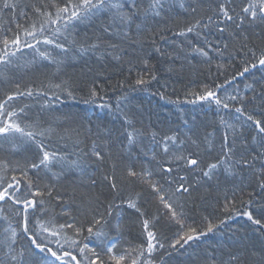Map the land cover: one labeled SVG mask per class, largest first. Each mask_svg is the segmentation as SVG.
<instances>
[{
  "label": "snow or ice",
  "instance_id": "obj_1",
  "mask_svg": "<svg viewBox=\"0 0 264 264\" xmlns=\"http://www.w3.org/2000/svg\"><path fill=\"white\" fill-rule=\"evenodd\" d=\"M29 7L32 16L28 14ZM180 7L196 13L201 5L181 3ZM209 7L211 15L207 16V23L201 16L173 34L187 37L195 33L199 38L201 31L210 27L221 34L228 33L223 47L213 49L216 56L222 59L227 56L226 63L216 62L210 56L211 44L206 36L202 45H194L190 40L187 43L190 53L207 64L208 75L197 87L184 89L185 97H192L185 102L214 103L217 113L225 110L232 114V122L220 118L223 134L219 139L215 136V122L213 131L203 136L191 128L186 132L178 128H138L136 117L122 107L126 93L117 97L115 105L123 121V131L117 134L111 129L93 132L75 116L56 114L58 109L52 107L51 102L61 96L72 100L79 96L86 104L104 100L105 85L102 72L93 73L91 69L82 73L80 79L64 78L63 61L41 45L58 50V56L92 53L98 63L110 59L122 66L127 64L129 74L136 71L137 78L128 84L126 77L120 82L122 89L125 86L147 89L157 80V63L162 61L168 62V72H174L173 65L184 49L169 52L155 46L156 40L151 39L157 63L151 62L150 55H142L138 60L143 65L140 71L135 61H124L122 47L123 42L130 41L142 48L154 35L166 40L161 33L170 31L169 27L158 28L155 33L148 28V35H144L149 21L165 13L164 0H41L23 7L17 0H0V12H18L9 27L0 31V144L11 146L14 155L27 154L21 160H0V208L7 204L10 213L0 217L7 223L0 238L3 253L0 264H166L165 256L170 257L191 242L226 228L227 221L235 216L246 218L253 232L264 240V75L254 83L245 82L243 90L238 82V78L254 75L253 70L264 73V0H217ZM21 18L31 22L21 24ZM96 21L100 24L92 35L80 37L75 32L78 25H93ZM12 22L15 30L11 28ZM133 25L136 38L131 35ZM112 37H118L120 43L113 42ZM24 49L33 54L30 64H35L37 58L55 64L54 77L58 82L50 79L46 86L38 87L16 79L18 54ZM213 63L215 73L211 70ZM221 76L223 83L216 82ZM234 82L233 93L222 97L219 92H227L225 86L232 87ZM49 92L52 95L47 99ZM160 97L165 99V93L161 92ZM30 98L44 99L34 115L29 104H17ZM100 107L111 110L112 106L105 102ZM145 136L151 138L152 146L148 149L143 148ZM69 144L71 152L67 150ZM138 145L145 157L139 167L132 162L130 153ZM97 172L107 195L95 193ZM244 172L248 174L247 180L235 183ZM221 174L225 184L222 186L218 180L213 184ZM83 177H87V183ZM63 181L69 185L62 192L59 186ZM85 188L92 192L81 191ZM200 188L208 194L215 192L216 214H192L193 193ZM249 188L251 191H247ZM204 199L202 196L201 200ZM77 200L76 211L83 219L71 214L70 204ZM122 205L134 210L136 224L142 229L140 243H129L123 248L120 236L124 234V226L120 223L121 212L117 211ZM57 207L68 217L64 223L56 222ZM149 207L153 208L151 214ZM105 229L118 235L109 239ZM85 231L87 236L83 235ZM93 236L98 243L85 242ZM20 240L26 243L17 252ZM236 243L237 253L227 260L210 257L203 264H264V242L257 248L244 236Z\"/></svg>",
  "mask_w": 264,
  "mask_h": 264
},
{
  "label": "trees",
  "instance_id": "obj_2",
  "mask_svg": "<svg viewBox=\"0 0 264 264\" xmlns=\"http://www.w3.org/2000/svg\"><path fill=\"white\" fill-rule=\"evenodd\" d=\"M41 0H17L20 7L24 5L31 6L32 4L40 3ZM146 2V0H145ZM165 3V13H162L160 17L152 18L148 25L145 26L144 35L147 36V29L150 28L153 33L156 32L158 28L169 27L171 30L161 33L166 37V40H160V35H154L150 37L142 46L134 45L130 41H125L122 44L124 51V61L133 60L136 62V69L143 71V65L138 62L139 57L142 55H150L152 63H157V54L154 53V46L151 43V39L156 40V45L162 49L169 52H176L180 49H184L181 52L180 58L176 60L173 67L176 69L174 72H168L167 61H162L157 63V80L152 81L145 89L144 86H135L133 89H129L125 86L123 89L120 87V82L128 78V84H133L134 80L137 78L136 71L129 74L127 69V64L123 66L115 61L108 60L104 63H98L96 55L92 53L79 56L77 54L69 53L66 57L62 55H56L58 50H53L51 46L41 45V48L48 47L50 51L57 60H62V70L64 78L68 76L73 77V79H80L82 73H88L89 69L94 72H102V82L105 85L104 100L97 99L94 103H84L83 99L77 97V99L72 100L64 96H61L60 100L52 101V107L58 109L56 114L66 113L75 116L77 121L83 124L86 128H91L93 132L97 129L105 130L111 129L114 134L119 131H123L122 124L123 121L120 118L119 113L115 109L117 103V97L126 93L127 99L123 102L122 107H124L125 112L136 117V127L149 128H178L181 132H186L187 129L191 128L192 131L199 136H203L205 132L213 131L212 122H215L216 130L215 136L217 139L222 137L223 129L219 125V120L223 117L226 121L232 122V114L221 110L217 113L215 104L209 105L207 102H196L195 104L186 103V99H192V97H185L184 89L186 87H197L201 81L206 80L208 71L207 64L202 62V58L195 56L190 53L187 43L192 41L194 45H202L203 37H207L211 44L208 49L210 56L215 58L216 62H227V56L223 59L216 56L215 47H223L225 41L229 39L228 33L225 32L221 34L216 28L204 29L201 31V36L198 38L195 33L188 34L187 37H177L173 33L179 28L186 27L188 24L193 23L195 19L201 18L203 16V22L207 23V16L211 15V9L209 5L214 6L217 0H164ZM183 3L187 5H194L200 3L201 8L198 9L196 13H192L189 8L187 11L180 7ZM29 16H32L31 7L27 9ZM18 15L9 10H4L0 12V31L7 29L9 27V22L13 21L14 16ZM31 21H26L23 18L19 20L21 24H27ZM100 21H96L93 25L80 24L75 29L80 37L87 35H92L96 30ZM11 28L15 30V22L11 23ZM131 35L136 38L135 25L132 26ZM259 29H257L258 31ZM113 42L120 43L118 37L111 38ZM2 47V46H0ZM17 68L14 70L15 78L22 81L24 84H33L35 86H46L49 80L52 79L54 82H58V79L54 77L56 72V65L50 64L49 61H41L37 58L35 64H30L29 62L33 59V54L30 50L24 49L22 54H18ZM239 59V57L237 58ZM212 72L217 71L215 63L212 65ZM254 75H246L245 78H238L239 87L243 90L244 83H254L256 80L264 75L258 69L253 70ZM234 74V73H233ZM224 77L221 76L216 82L223 83ZM227 92L221 90L219 94L222 97H227L229 93H233L236 88V82L233 83L232 87L225 86ZM175 89V91H173ZM2 90V87H0ZM165 93V99H161L160 93ZM52 93L49 92V97L51 98ZM251 95V92L248 93ZM179 100V103L174 101ZM107 102L110 104L111 110L108 108L100 107L101 104ZM26 103L32 107V114L34 115L40 109V105L44 103L43 98H30L17 101V104ZM45 118H47L45 116ZM75 126V125H73ZM143 139V148L148 149L152 146L151 138L145 136ZM126 143V140L124 141ZM54 147H59V145H54ZM69 152L72 151L71 144L68 145ZM117 149L114 147L113 149ZM132 162L139 167L145 157L141 152V147L138 145L130 149ZM27 155L21 152L20 155H14L11 146L6 144H0V160H21ZM139 157V158H138ZM183 174V173H181ZM11 175V173H9ZM247 172L241 173L237 176L235 183H240L242 180H247ZM43 176V174H42ZM100 173L97 172V187L95 193L103 192L104 195L108 194V190L103 188L99 183ZM46 179V178H45ZM82 180L87 183V177H83ZM219 181L223 186L225 184L223 174L219 175L212 182ZM69 182L63 181L62 185L59 186L60 191H65L68 188ZM229 190L231 189L232 182L227 183ZM70 190V188L68 189ZM92 192L91 189H81V191ZM139 191V188L136 189ZM251 191V188L247 189ZM127 195V193H125ZM205 197L202 201L201 197ZM194 203H192V214L193 215H214L218 209L214 208L215 192L211 194L205 193L204 188L198 189L193 193ZM111 198V197H109ZM119 203V201H118ZM143 203V201H142ZM79 205V200L70 204L71 214L76 216L78 219H83L76 211ZM117 211L121 212L120 223L124 226V234L120 236V246L127 247L129 243L136 245L140 243L138 239L142 229L136 224L137 216L134 210L127 209L126 205H122L121 209ZM149 214L152 213L153 208H148ZM9 206L4 204L0 208V217L9 215ZM57 217V223H64L68 217L61 214L60 208L57 207L54 213ZM112 224L116 223L115 213L111 218ZM227 227H221L218 231L209 233L206 237H202L200 240L190 243V246H186V249L180 250L178 252L172 253L170 257L165 256L166 264H203L206 258L215 257L218 261H225L230 255L237 253L238 245L236 241L244 236H247L249 240L256 244L257 248L261 242H264L260 237L258 232H253L252 226L246 221V218L241 216H235L232 220L227 221ZM13 226L15 222L13 221ZM7 227V223L0 219V238L3 236V228ZM107 233V238L113 239L118 234L113 230L109 231L105 229ZM84 236H87L85 231ZM90 244L98 243L96 237H90L88 241ZM26 241L20 240L16 245V250L19 252L21 250L20 245L25 244ZM3 253L0 252V257ZM157 261L160 260V254L156 255Z\"/></svg>",
  "mask_w": 264,
  "mask_h": 264
}]
</instances>
